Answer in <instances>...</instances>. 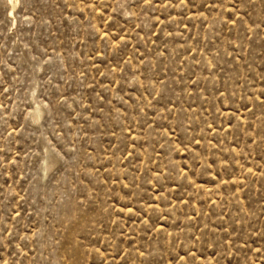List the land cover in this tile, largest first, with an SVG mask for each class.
I'll use <instances>...</instances> for the list:
<instances>
[{"label":"rangeland","instance_id":"rangeland-1","mask_svg":"<svg viewBox=\"0 0 264 264\" xmlns=\"http://www.w3.org/2000/svg\"><path fill=\"white\" fill-rule=\"evenodd\" d=\"M0 264H264V0H0Z\"/></svg>","mask_w":264,"mask_h":264}]
</instances>
